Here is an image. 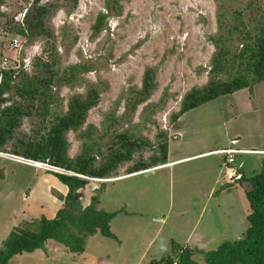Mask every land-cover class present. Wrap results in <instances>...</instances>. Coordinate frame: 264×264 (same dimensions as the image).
Wrapping results in <instances>:
<instances>
[{"label": "rangeland", "instance_id": "374dc122", "mask_svg": "<svg viewBox=\"0 0 264 264\" xmlns=\"http://www.w3.org/2000/svg\"><path fill=\"white\" fill-rule=\"evenodd\" d=\"M36 5L45 6L47 13L39 34L19 53L29 63L22 73L13 72L0 96V110L20 111L0 152L21 157L16 154L22 144L37 141L53 116L64 113L67 101L89 88L98 91V100L83 123L65 135L70 160L85 150L96 167L112 136L119 133L147 145L134 151L109 178L83 176L86 183L77 190L83 206L95 194L98 208L120 210L109 222L112 238L95 232L85 238L80 254L49 240L43 249L12 256L9 264H155L151 260L167 251L171 240L206 251L242 237L245 230L235 228L232 219L239 206L248 212L241 193L250 186L245 179L230 187L219 183L221 155L196 156L173 166L170 175V170L160 169L108 180L126 174L163 138L171 151L183 156L231 147L236 138L238 147L263 153L236 157L244 164L245 175L258 168L264 157V80L176 115L190 89L233 75L235 64L212 75L211 58L219 50L236 52L248 41L245 34L264 23V0H113L108 8L103 0H37ZM32 7L33 0H0V61L14 56L9 41L18 37L15 24H22ZM146 68L153 71L152 90L146 100L132 106ZM48 69L55 75L45 100L37 95L19 97L18 86L33 76H44ZM65 193L66 187L46 166L32 167L0 156V240L14 226L34 227L40 217L52 218ZM218 197L223 198L217 201ZM197 216L212 238L200 242L194 236L185 244ZM192 258L203 261L196 252Z\"/></svg>", "mask_w": 264, "mask_h": 264}, {"label": "trees", "instance_id": "16d2710c", "mask_svg": "<svg viewBox=\"0 0 264 264\" xmlns=\"http://www.w3.org/2000/svg\"><path fill=\"white\" fill-rule=\"evenodd\" d=\"M36 2L37 0H33V7L24 15L22 24L16 23L14 27L16 36L25 38L28 44L35 35L39 34L47 13L45 6L36 5ZM103 3L108 8L113 5V0H103ZM245 35L248 41L243 42L238 51L227 53L225 50H219L211 58L212 67L209 72L212 75H217L221 70L226 71L235 64L236 70L233 75L226 80L213 78L200 88L190 89L182 96L176 117L202 103L264 80V23L255 26L253 31ZM22 69L0 71V96L10 78L13 77V72L22 73ZM47 71L49 72L44 76H33L18 86L16 93L19 97L33 98L37 95L45 100L48 96L46 91L50 88L55 75L52 70ZM152 78L153 71L150 68L144 69L141 86L131 98L132 106L147 99L153 87ZM97 100L98 91L94 88H89L83 96L71 97L67 101L64 113L55 115L50 120L47 131L40 135L37 141L23 143L21 151L18 152L20 154L16 155L46 163L79 176L109 178L120 164L131 160L134 151L144 148L147 143L126 133H119L112 136L108 152L96 167L91 165L93 156L85 155V150L75 160H70L67 157L68 143L65 135L83 123L87 111L97 103ZM42 109L44 112L45 106ZM19 116L18 108L4 107L0 110V151L17 126ZM166 150L167 141L163 138L147 157L132 163L126 169V173L165 163ZM239 171L241 178L236 182L245 179L250 186L244 191L248 212L245 214L247 227L242 237L232 241L224 240L215 248L206 251L190 249L171 240L169 249L163 251L157 260H151L150 263L264 264V157L260 160L258 168L253 169L250 175H245L242 164ZM50 173L66 187L62 207L52 218L40 217L34 227L30 224L12 227L0 240V264H9L14 255L43 249L45 242L49 240L62 245L69 253L80 254L84 249V240L87 236L95 232L105 237L114 236L109 230V222L120 210L106 211L98 208L99 200L95 194L89 197L86 205H81L77 190L86 181L72 174L51 171ZM194 252L202 255V263H197L192 258Z\"/></svg>", "mask_w": 264, "mask_h": 264}, {"label": "built area", "instance_id": "2783aa9c", "mask_svg": "<svg viewBox=\"0 0 264 264\" xmlns=\"http://www.w3.org/2000/svg\"><path fill=\"white\" fill-rule=\"evenodd\" d=\"M26 44V40L23 39V37H17L12 38L9 41V49L13 51L14 56L11 58V60H8L9 58L3 57L0 61V71L1 70H8V69H19L27 67L29 60L27 58H21V51L24 49V46ZM28 60V62H27ZM237 140L234 138L230 141V146H227L225 148H220L217 150H214L212 152H209L211 154H217L222 155V161L220 164V168L222 170V176L223 181H225L227 184H232L239 180L241 178V173L239 171L241 164L236 161V157L238 155H262L261 150H246L243 148H240L237 146ZM0 156L3 158L13 160L16 162H21L24 164H27L32 167H40L41 165L46 166L50 171L52 172H59L61 169L56 168L54 166H50L46 163H40L35 162L32 160L24 159L22 157H18L15 155L7 154L0 152Z\"/></svg>", "mask_w": 264, "mask_h": 264}, {"label": "crops", "instance_id": "0c3cea01", "mask_svg": "<svg viewBox=\"0 0 264 264\" xmlns=\"http://www.w3.org/2000/svg\"><path fill=\"white\" fill-rule=\"evenodd\" d=\"M236 139V138H235ZM220 149V148H219ZM214 150H217V149H214ZM214 150H208V151H204L202 153H199V154H195V155H185L183 156V153H180V154H176V152H173V150L171 151L168 147V144H167V150H166V161L164 164L160 165V166H155V167H152V168H148V169H144V170H139V171H136V172H131V173H126V174H123V175H119L117 177H114L108 181H113V180H116V179H119V178H122V177H126V176H129V175H133V174H139L141 172H144V171H148V170H160V169H165L166 170H170L169 171V175L170 173L173 174V170H172V167L177 165V164H181L185 161H188V160H191L193 159L194 157L196 156H207V155H217V154H211L209 152H212ZM220 156V155H219ZM241 156V155H240ZM221 161H222V155L220 156V159H219V166L221 164ZM237 161V160H236ZM238 162V161H237ZM241 164L244 168V164L242 163L241 161ZM205 166H203L204 168ZM210 169V167L208 166L207 169H206V172H208ZM216 183V180H214V184ZM220 184H225L227 187H230V186H234L235 184H239V182H234L232 184H227L225 183L223 180L219 181ZM214 184H212L211 187H209V192L208 194H206V197L209 196L211 190L213 189V186ZM209 186V185H208ZM207 187H205V189L207 190ZM32 190V189H31ZM225 190V189H222L220 191V193ZM235 191V190H234ZM233 191V192H234ZM205 191H203L202 193H204ZM236 193V191H235ZM243 195V198H244V191L243 193H241ZM223 197H218V200L219 199H222ZM219 205L221 202H218ZM218 206H216V210H217ZM115 211V210H114ZM184 213V212H183ZM198 219V220H197ZM245 213L243 212V208L241 206L238 207L237 210L234 211V215H233V219L232 221L235 223L234 224V227H239L240 229H243V231L245 230ZM201 222V219L199 218V216H197V218L195 219V221H193L191 223V229L189 230L187 236H186V239H188V242H184L185 244H188L190 241H192V239H194L193 237L195 236V241L197 239L200 240V242H206V240H208L209 237H211V233L210 234H207V231L208 229H206L205 227L202 226V224L200 223ZM221 222V221H220ZM221 224H223L224 226V223L221 222ZM199 227V228H198ZM198 229V230H196ZM216 231L218 232V229L216 228ZM216 232V233H217ZM208 237V238H207ZM212 238V237H211ZM197 245V244H196Z\"/></svg>", "mask_w": 264, "mask_h": 264}, {"label": "water", "instance_id": "95a60500", "mask_svg": "<svg viewBox=\"0 0 264 264\" xmlns=\"http://www.w3.org/2000/svg\"><path fill=\"white\" fill-rule=\"evenodd\" d=\"M70 174H72V175H76V174H74V173H70ZM76 176L81 177V178H84L83 176H79V175H76ZM109 180H110V179H109Z\"/></svg>", "mask_w": 264, "mask_h": 264}, {"label": "bare ground", "instance_id": "6f19581e", "mask_svg": "<svg viewBox=\"0 0 264 264\" xmlns=\"http://www.w3.org/2000/svg\"><path fill=\"white\" fill-rule=\"evenodd\" d=\"M35 162H37V161H35ZM38 163V162H37Z\"/></svg>", "mask_w": 264, "mask_h": 264}]
</instances>
